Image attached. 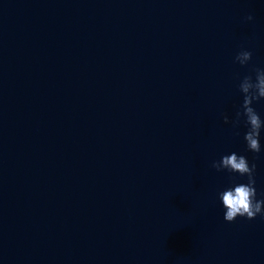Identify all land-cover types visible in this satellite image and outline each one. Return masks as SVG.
Instances as JSON below:
<instances>
[{
  "label": "water",
  "instance_id": "obj_1",
  "mask_svg": "<svg viewBox=\"0 0 264 264\" xmlns=\"http://www.w3.org/2000/svg\"><path fill=\"white\" fill-rule=\"evenodd\" d=\"M263 67L264 0H0V264H240Z\"/></svg>",
  "mask_w": 264,
  "mask_h": 264
},
{
  "label": "clouds",
  "instance_id": "obj_2",
  "mask_svg": "<svg viewBox=\"0 0 264 264\" xmlns=\"http://www.w3.org/2000/svg\"><path fill=\"white\" fill-rule=\"evenodd\" d=\"M253 20V16L246 17ZM252 59V52L242 49L237 53L235 62L246 66ZM252 74L243 76L238 85L239 91L243 94V102L235 113V118L230 119L227 114L223 115L225 124L231 123L233 127H239L241 122L247 128L244 134L247 151L261 153L260 136L264 130V119L253 107L254 102L264 100V68L253 69ZM212 168L216 171H227L238 174L240 177H247V183H236L218 193L222 206L226 210L224 220L233 222L238 216L246 217L249 220L255 219L258 215L264 217V198L257 199L256 190V164L249 163L245 155L232 152L221 157L219 161H213ZM234 179V177H233ZM264 197V194H261Z\"/></svg>",
  "mask_w": 264,
  "mask_h": 264
}]
</instances>
